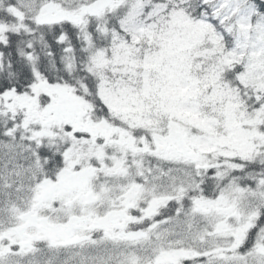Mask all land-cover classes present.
<instances>
[{
	"label": "snow or ice",
	"instance_id": "obj_1",
	"mask_svg": "<svg viewBox=\"0 0 264 264\" xmlns=\"http://www.w3.org/2000/svg\"><path fill=\"white\" fill-rule=\"evenodd\" d=\"M0 264H264V0H0Z\"/></svg>",
	"mask_w": 264,
	"mask_h": 264
}]
</instances>
